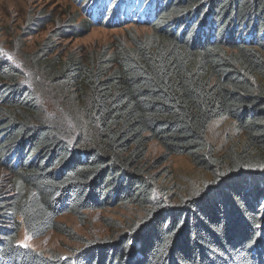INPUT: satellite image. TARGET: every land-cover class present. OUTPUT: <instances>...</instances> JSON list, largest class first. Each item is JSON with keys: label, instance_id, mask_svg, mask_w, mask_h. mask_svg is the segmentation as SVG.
<instances>
[{"label": "trees", "instance_id": "1", "mask_svg": "<svg viewBox=\"0 0 264 264\" xmlns=\"http://www.w3.org/2000/svg\"><path fill=\"white\" fill-rule=\"evenodd\" d=\"M119 1L74 0L85 18L59 35L95 24L150 34L88 57L42 53L33 65L64 88L66 107L80 102L76 143L42 120L25 72L0 55V164L11 174L0 189V264H264V0H146L132 20ZM220 118L242 142L216 155L206 131ZM150 141L209 171V185L167 201L139 164ZM128 202L144 215L116 239L66 256L18 244L21 229L68 234L60 215Z\"/></svg>", "mask_w": 264, "mask_h": 264}, {"label": "rangeland", "instance_id": "2", "mask_svg": "<svg viewBox=\"0 0 264 264\" xmlns=\"http://www.w3.org/2000/svg\"><path fill=\"white\" fill-rule=\"evenodd\" d=\"M84 18L74 0H0V55L25 72L23 84L31 85L38 94L42 120L65 127V140L75 143L85 130L82 128V106L75 96L71 99L72 107H66L65 100L60 97L66 96L60 95L64 88L48 84L43 71L35 67L36 57L42 53L51 59L110 53L151 33V29L145 26L95 24L82 30L78 37L59 35L62 29L81 24ZM84 134L88 135L86 131ZM206 139L216 155H221L240 146L242 134L236 130L233 120L220 118L210 122ZM145 147V156L139 163L143 173L155 179L157 191H163L170 203L176 204L188 194H199L211 182V173L197 167L187 155H165L156 141H150ZM10 180L11 174L0 164V189L8 191ZM143 215L144 208L130 202L87 210L81 218L64 213L58 221L68 229V234L49 231L33 239L21 229L18 244L46 255L66 256L89 242L120 237Z\"/></svg>", "mask_w": 264, "mask_h": 264}]
</instances>
